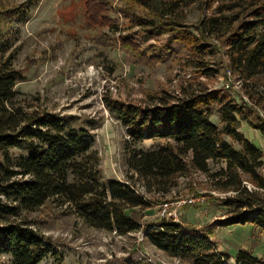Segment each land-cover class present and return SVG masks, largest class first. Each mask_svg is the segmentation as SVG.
<instances>
[{
    "label": "trees",
    "instance_id": "obj_1",
    "mask_svg": "<svg viewBox=\"0 0 264 264\" xmlns=\"http://www.w3.org/2000/svg\"><path fill=\"white\" fill-rule=\"evenodd\" d=\"M28 5L0 0V264H39L50 253V244L28 219L46 205L117 236L141 232L151 246L182 264H264L247 250L233 258L218 252L212 241L215 229L236 224L264 232V151L238 129L244 121L264 140V0H85L92 28L117 31L113 11L136 28L117 40L133 63L174 60L177 45L198 78L216 77L225 64L243 84L239 100L199 81L178 96L165 89L151 93L143 104L105 97L106 109L125 130V180L103 178L94 136L75 127L74 117L18 104L15 87L25 76L13 66L11 47L15 22L27 15ZM194 5L201 16L189 24L186 12ZM163 36L162 43L139 42ZM216 56L224 61H211ZM213 107L218 123L211 121ZM146 140L154 143L149 149L141 147ZM195 176L209 192L224 194L200 197L225 208V219L198 228L165 218L142 224L134 217L181 200L173 191L182 179L194 192ZM244 181L258 190L248 191Z\"/></svg>",
    "mask_w": 264,
    "mask_h": 264
},
{
    "label": "rangeland",
    "instance_id": "obj_2",
    "mask_svg": "<svg viewBox=\"0 0 264 264\" xmlns=\"http://www.w3.org/2000/svg\"><path fill=\"white\" fill-rule=\"evenodd\" d=\"M10 1L13 4L29 2L27 15L15 22L18 33L11 47L15 56L13 66L25 76V81L15 87L18 104L30 110L74 117L75 127L89 129L94 136L92 149L98 152L104 179L125 180L127 172L123 153L125 130L106 109L105 97L143 104L151 93L165 89L178 96L181 88L189 84L196 87L198 81L208 89H223L237 100L244 97L241 81V88H234L237 75L233 74L232 86L225 88L226 73L230 70L225 64L216 77L198 78L195 69L186 65V53L181 46L174 47L178 54L174 60L153 66L133 63L119 50L117 40L120 34L132 35L137 30L130 28L118 12L111 13V18L117 20V31L106 27L96 29L84 15L85 0ZM200 16L199 6L194 5L186 12V22L195 23ZM164 38L158 41L144 37L139 42L146 47L162 43ZM219 60L224 61L219 56L211 61ZM212 112L211 121L218 123L214 107ZM238 129L264 151V140L257 131L244 121L239 122ZM153 144L146 140L141 147L149 149ZM192 182L195 193L188 192L185 179L180 180L173 192L183 200L194 196L193 193L203 196L206 192L215 198L224 197V194L209 192L201 176L193 177ZM205 199L201 209L180 210L179 221L199 228L213 220L225 219V208L218 202H210L207 196ZM134 217L142 224L156 221L158 206L137 211ZM28 219L34 221V227L50 244V253L39 264H182L151 246L141 232L117 236L89 228L73 214L52 205L29 214ZM216 235L220 245H227L229 254L233 255L240 245L264 261L262 232L253 226L220 227L215 229Z\"/></svg>",
    "mask_w": 264,
    "mask_h": 264
},
{
    "label": "built area",
    "instance_id": "obj_3",
    "mask_svg": "<svg viewBox=\"0 0 264 264\" xmlns=\"http://www.w3.org/2000/svg\"><path fill=\"white\" fill-rule=\"evenodd\" d=\"M233 77H234L233 73L230 70H228L226 73V80L224 81L225 88H229L230 86H232L230 85V83L233 82ZM236 77L238 78V76ZM235 82H236V86H234V88L235 87L241 88L240 79L238 78V80H236ZM262 173L264 175V168L262 169ZM243 186H245L248 191L258 190L257 188H255L253 185H251L246 181L243 182ZM260 192L264 194V189H261ZM194 204H199L203 206L206 204V199L200 196H191L184 200L181 199L173 203L162 204L158 206L159 218H165V219H170L173 222H179V212L177 211V208L183 205H194Z\"/></svg>",
    "mask_w": 264,
    "mask_h": 264
},
{
    "label": "crops",
    "instance_id": "obj_4",
    "mask_svg": "<svg viewBox=\"0 0 264 264\" xmlns=\"http://www.w3.org/2000/svg\"><path fill=\"white\" fill-rule=\"evenodd\" d=\"M204 206V205H203ZM203 206H201L200 207V209L203 207ZM190 208V207H189ZM184 209V207L183 206H181V207H178L177 208V211L178 212H180V210H183ZM188 224V223H187ZM244 225H248V227L249 226H252V225H250V224H244ZM245 227H247V226H245ZM222 228V227H221ZM218 236L216 235V237L214 236V238H213V242L215 243V247H216V250L218 251V252H225V253H228L227 252V249H228V247H227V245H225V244H221L220 245V240L217 238ZM261 238H262V240H261V243H262V246H264L263 244H264V232H262V235H261ZM226 249V250H225ZM238 250H247V251H249V249H248V247L246 248V247H244V246H240L239 245V249ZM237 250V251H238ZM251 252V251H250ZM236 253V252H235ZM234 253V254H235ZM252 253V252H251ZM229 254V253H228ZM234 254L233 255H231V254H229L230 256H234ZM252 256L254 257V258H256V259H259L257 256H256V253H252ZM264 262V261H263Z\"/></svg>",
    "mask_w": 264,
    "mask_h": 264
}]
</instances>
